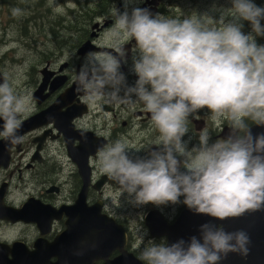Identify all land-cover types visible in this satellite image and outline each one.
Listing matches in <instances>:
<instances>
[{
	"label": "clouds",
	"instance_id": "clouds-1",
	"mask_svg": "<svg viewBox=\"0 0 264 264\" xmlns=\"http://www.w3.org/2000/svg\"><path fill=\"white\" fill-rule=\"evenodd\" d=\"M142 0H121L112 35L134 40L128 83L122 68L129 50L118 39L113 51L88 52L76 77L85 102L142 103L159 133L146 156H133L122 138L98 149L100 171L127 196L133 207L185 205L197 215L224 222L264 211V7L254 0H231V7L183 19L153 13ZM21 9L13 8L14 17ZM251 31H243L244 23ZM207 109L213 121L226 118L229 131L211 141L201 130L191 148L188 118ZM29 100L7 76L0 83V137L11 145ZM139 152L140 149H135ZM183 198V199H181ZM198 235L172 242L150 240L138 259L143 264H222L229 254L247 258V231H227L222 223L200 225ZM82 255V252L75 253Z\"/></svg>",
	"mask_w": 264,
	"mask_h": 264
},
{
	"label": "flooded vegetation",
	"instance_id": "flooded-vegetation-1",
	"mask_svg": "<svg viewBox=\"0 0 264 264\" xmlns=\"http://www.w3.org/2000/svg\"><path fill=\"white\" fill-rule=\"evenodd\" d=\"M58 2L66 8L65 15L55 16L45 0H36L34 6L27 7L19 48H29L32 53L17 60L16 75L21 79V84L8 73L6 75L0 66L10 82H18L16 91L26 94L29 100V110L22 117L20 127L23 142L11 145L0 137V264H7L14 256L19 259V264H52L57 261L56 256L50 255V247L66 229L67 220H79L75 204L84 181L79 164L70 153L69 142L75 148H82L86 144L84 135L90 133L93 134V149L96 150L100 148V140L97 139L103 137L107 139V144L118 138L130 140L147 129L149 137L143 138L141 142L148 153L159 136L151 122L150 113L142 103L138 102L134 107L120 106L117 110L115 102L110 104L98 101L89 104L85 102L84 93L78 91L76 77L85 63V54L90 51H106L103 48H109V52H112L118 39L129 50V61L122 71L127 74L129 84L137 79L129 71L134 40L121 39L111 32L114 12L123 7L121 0ZM182 2L186 8L196 4L199 12L207 10L205 2L198 5V1L193 0H142L139 6L148 7L152 12L166 17L177 18V7L181 9L179 3ZM171 7L173 11L166 12ZM244 31L246 34L250 32V25ZM106 37L116 40L110 43ZM87 42H91V50L82 52L81 48ZM39 90L40 93L35 97V92ZM111 112L113 116L107 121V114ZM40 113H43L41 120L44 124L34 126L36 121H31V118ZM205 113H209L208 110H201L198 117L195 115L188 118L189 132L184 139L187 141L191 137L189 148L198 145L201 130L211 134L210 142L224 138L220 134L225 126L228 127V134L226 118L217 123L204 116ZM194 118L203 119L202 129L195 128ZM65 119L69 122L62 124ZM107 130L110 132L105 133ZM97 152L89 156L91 186L87 194L88 204L99 203L103 213L124 224L127 231L125 248L128 251L137 255L150 240L166 243V237L153 238L148 231L147 240H142L133 233L127 219L117 217L106 207L107 199L103 194L105 188L119 187L109 182L100 189L95 187L96 182L106 175L96 174L93 159L98 157ZM184 206L179 204L177 216ZM150 207L149 210L157 208L153 205ZM167 218L170 222L176 219L170 220L171 216ZM116 254L117 251L113 252L112 257ZM102 263L103 260L95 262Z\"/></svg>",
	"mask_w": 264,
	"mask_h": 264
},
{
	"label": "water",
	"instance_id": "water-1",
	"mask_svg": "<svg viewBox=\"0 0 264 264\" xmlns=\"http://www.w3.org/2000/svg\"><path fill=\"white\" fill-rule=\"evenodd\" d=\"M84 45L81 48L82 52L91 50V42H87ZM103 49L111 51L109 48ZM3 77L4 74L0 70V83L3 82ZM39 93L40 90L35 92V97ZM42 116L43 113H40L31 118V121H36L34 126L44 124L41 120ZM68 122V119H65L61 123ZM193 122L196 124L197 130L202 129L204 126L203 119L194 118ZM2 124L3 121L0 120V125ZM227 128L225 126L222 129L220 136L225 137L228 135L226 134ZM249 128L254 134L264 132V127L256 123ZM21 132V128L18 129L17 135L20 136ZM88 134L84 135L86 144L82 148H75L72 142L71 144L69 142L70 153L78 162L79 170L84 179L75 204L78 207L79 220L77 222L67 220L66 229L52 243L50 255L57 258V261L52 264H95L99 260H103L102 264H143L138 259L139 256L125 248L127 231L124 224L119 223L115 217L103 213L99 203L89 205L87 202V194L91 186L89 156L90 154H95L98 150L93 149V134ZM97 140H100V147L107 144V139L103 137ZM155 147L153 146L152 148ZM106 182L116 185L104 175L96 182L95 187L100 189ZM208 221L216 224L222 223V226L227 231L243 229L248 232L251 239V244L249 245L250 254L247 258L231 253L227 259L222 261V264H264V211L250 212L239 218L228 219L224 222L213 220L205 215L194 214L186 206L181 209L179 215L172 222L168 220L159 208L150 209L144 216V224L148 229L149 235L153 238L166 237V242H172L179 238L187 239L192 235H198L200 225ZM115 251L118 254L112 257ZM77 252H82L83 254L76 255L75 253ZM9 261L7 264H19V259L15 258V256Z\"/></svg>",
	"mask_w": 264,
	"mask_h": 264
},
{
	"label": "rangeland",
	"instance_id": "rangeland-1",
	"mask_svg": "<svg viewBox=\"0 0 264 264\" xmlns=\"http://www.w3.org/2000/svg\"><path fill=\"white\" fill-rule=\"evenodd\" d=\"M36 0H3L0 2V66L4 70V72L9 74L10 77L15 78L20 84L21 79L16 75V72L18 71V59H21L25 55H29L32 53L29 48H19V43L22 37V29H23V23L26 18L27 14V7L34 6ZM47 6H50L53 10V14L55 16L62 14L65 15L67 13L66 8L59 4L58 0H45ZM198 1L196 2L198 5H201L202 3L207 4V10H203L199 12L196 4L193 7H187L184 2L179 3V9L177 7V13L176 17H181V19L187 17V16H196L203 13H209L213 15L214 17L218 18L219 12L218 9L223 8H229L231 7V0H193ZM255 3L258 5L264 7V0H254ZM67 6V4H66ZM13 8H19L21 9V15L14 17L12 15V9ZM186 8V9H185ZM172 11V7L170 8ZM169 11V10H168ZM55 12V13H54ZM28 21V17L26 19V23ZM244 25H246V22H243ZM26 25V24H25ZM24 25V27H25ZM247 29V27L245 28ZM112 32V31H111ZM245 32V31H244ZM116 39L108 38L106 37V41L110 43H114ZM263 42L264 37H259L257 39V42ZM33 59L32 57L30 58ZM18 82H11L15 86L19 85ZM111 104V103H110ZM117 110L120 106H135V104H123V103H115ZM207 110V109H204ZM209 117L210 120H212L211 115L209 113H205L204 116ZM108 119L107 121H110L112 118V112L107 114ZM120 117V116H119ZM196 117H198L196 115ZM222 119L216 120L217 123H219ZM212 128V124H210ZM196 128V126H195ZM110 131L107 130L105 133H109ZM149 137L147 129L141 133L138 137H133L130 140L125 141L128 142L129 146L133 149L130 153L133 156L139 155V156H146L147 152L144 148L142 139ZM159 137V136H157ZM154 137L153 139L157 138ZM151 138V137H150ZM135 149H140L139 152H136ZM93 163L96 166L97 169V175L101 174L99 164H98V157L93 159ZM70 164V163H69ZM71 165V164H70ZM71 168H74L71 165ZM104 198L107 199V205L106 207L109 210H112L117 217H120L121 219H127L129 227L132 229L134 234H137L142 240H147L148 231L147 227L144 224V216L146 212L151 208L152 204H148L143 207H133L132 205L127 203V196L126 194L123 196L121 195L120 189L115 187H106L104 190ZM182 205V204H181ZM161 211H163L166 214V217L171 216L170 220H174L178 214L179 211V205H169L166 207L161 208ZM156 243H159L157 241H154ZM149 242L145 244V246Z\"/></svg>",
	"mask_w": 264,
	"mask_h": 264
},
{
	"label": "trees",
	"instance_id": "trees-1",
	"mask_svg": "<svg viewBox=\"0 0 264 264\" xmlns=\"http://www.w3.org/2000/svg\"><path fill=\"white\" fill-rule=\"evenodd\" d=\"M245 30H246V29H245ZM247 123L251 125V124H253L254 122H253V121H251V120H249V121H247ZM191 126H192V123H191ZM137 255L139 256V255H140V253H137Z\"/></svg>",
	"mask_w": 264,
	"mask_h": 264
}]
</instances>
